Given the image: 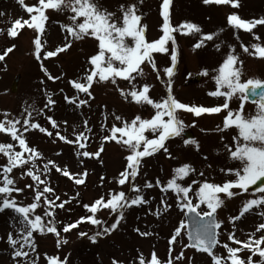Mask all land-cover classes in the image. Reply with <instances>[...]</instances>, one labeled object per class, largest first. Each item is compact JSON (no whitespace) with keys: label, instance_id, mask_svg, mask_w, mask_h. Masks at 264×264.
Segmentation results:
<instances>
[{"label":"rangeland","instance_id":"rangeland-1","mask_svg":"<svg viewBox=\"0 0 264 264\" xmlns=\"http://www.w3.org/2000/svg\"><path fill=\"white\" fill-rule=\"evenodd\" d=\"M97 2L103 9L114 14L113 19L118 24L122 21V7L127 8L135 4L137 14L142 18L141 24L146 26V40L153 42L161 38L162 0ZM37 3L38 0H25V4L29 6ZM170 12L173 26L190 23L199 26L201 32L187 35L181 32L173 33L175 45L168 43V53H153L158 71H154L145 62L141 65L143 76H137L131 83L120 78H117L115 84L111 80L93 83L90 88L92 95L89 96L76 90L72 82L87 83L86 77L94 67L90 64V59L97 55L99 42L90 36L75 39L67 33L62 26H72L73 22L69 17L73 13L47 10L48 20L45 32L40 37L42 51L38 60L34 45L38 33L35 30L27 26L17 29L18 35L14 38L8 32L16 20H29V14L17 0H0V13H3L0 15V55L8 48L13 49L0 61V121L20 120L17 128L23 133L28 146L40 153L38 159L14 168L9 173V177L15 182L14 187L23 190L19 193L14 191L9 199H14L18 207H28L36 202L35 191H42L45 185L41 184L37 189L36 182L26 174L33 171L41 175V179L47 181V186L54 190V193H45V196L50 200H55L58 196L56 204L64 203L63 208H48L42 198L40 206L34 213H30L32 218L35 215L41 216L46 226L54 225L59 236L47 232H33L35 251L24 247L23 250L29 252L27 258L14 259V253L21 245L17 244L14 248L8 239L11 235L13 239L22 240V216L12 209L0 211V264H28V261L32 260H35V264H49L48 257H58L60 261L66 260L67 264H113L114 261L117 264H139L141 255L147 264L152 253L156 254L161 264H167L170 248L173 264H213L207 253L187 247L186 228L176 236L174 244L169 243L177 230L181 229V225H186L187 210L181 209V197L171 190L164 192L161 189L167 186L169 180L175 178L174 170L184 165H190L194 171L187 178L177 180V183L184 187L191 186L189 198L193 204L199 202L197 192L203 183L223 185L236 180L235 175L229 174L228 170L242 168L241 162L233 159L229 151L235 150L236 143L233 138L238 133L235 127L224 130L227 111L196 116L194 113L178 110L177 117L184 125L182 134L165 141L167 152L161 149L154 155L145 157L139 174L134 180L130 178L123 186L118 181L120 174L126 170V157L132 153L124 144L114 140L108 141L105 137L110 135L113 125L123 127V122L130 123L136 117L143 120L154 118L157 111L155 108L147 104H137L130 96L126 98L122 95L121 90L128 93L133 90V85L137 91L142 90L144 85H149L148 95L158 103L171 95L188 106H221L225 103V98L213 97L209 93L217 90L216 77L229 55L237 57V64L243 73L242 82L248 79L264 80V59L249 54L254 53V45L264 47V24L257 25L251 32H247L228 23V17L232 14L238 15L244 21L264 19V0H239L237 8L230 5L205 4L204 0H172ZM205 35H212L214 38L203 41L202 46L196 48L195 45L200 43ZM68 43L71 47L67 51L45 58L47 52L56 51ZM126 43L131 44V39L128 38ZM245 47L249 52L244 51ZM173 54L177 56V62L174 75L169 79L165 69L172 67ZM114 64L118 66V62ZM17 75H21V79L17 91L13 92L12 85ZM49 75L55 79H49ZM197 76H201V80L190 84L189 81ZM66 97L75 102L69 103ZM49 98L54 101L53 104L48 103ZM82 100L87 103L80 104ZM240 103L241 101L234 97L229 107L236 111ZM29 111L32 113L30 118ZM255 112L256 104L246 102L245 115H254ZM117 116L121 120H116ZM49 118L57 123V128L52 127ZM25 119H29L30 124H38L53 135L50 137L38 129L24 131ZM189 131L193 134L191 139L185 137V133ZM57 132L73 143L60 140ZM81 133L87 137L86 141H77ZM145 135L154 139L158 134L146 132ZM79 143H86V147L81 149ZM0 144H12V151H23L18 141L12 140L7 134L0 133ZM101 147L103 151L100 152L99 158L82 155L84 151L96 153ZM28 155L25 153V159ZM49 161L61 169H66L72 178L56 171ZM7 164L8 158L0 153V170ZM45 165H48L47 169ZM84 173L87 175L84 176ZM75 179H84L85 182L77 185ZM2 180L3 176L0 175V181ZM147 184L153 186L149 188L146 187ZM28 185L33 187L29 188ZM133 185L140 191H133ZM119 192H124L129 200L138 195L143 196L147 203L123 209V219H120L119 212L113 213L110 209L101 208L95 213V218L102 221L101 224L95 225L85 221L69 232L63 231L66 225L77 223L81 218L92 215L86 205L91 206L101 198L108 201L112 195ZM262 196L264 193L250 190L231 199L223 193L220 194L224 205L216 212L217 221L221 224L218 229L219 244L214 251L217 256H228L223 247L225 244L234 249L240 247L229 239L232 234L236 240L242 242L264 237V230L257 231V227L264 224V205L254 207L241 219L234 222L232 220L240 215L246 202ZM46 211H54V217L45 215ZM198 211L203 213L209 209L202 204ZM117 220L119 225L115 230L104 232L105 228L111 229ZM49 221L52 223L49 224ZM81 233L86 235L82 236ZM144 233L148 235H142ZM65 240L67 243L63 242ZM260 247L264 248V244ZM181 253L183 258L175 259ZM237 255L245 264L250 256L253 264H262L261 257L258 254L253 255L247 249Z\"/></svg>","mask_w":264,"mask_h":264},{"label":"snow or ice","instance_id":"snow-or-ice-1","mask_svg":"<svg viewBox=\"0 0 264 264\" xmlns=\"http://www.w3.org/2000/svg\"><path fill=\"white\" fill-rule=\"evenodd\" d=\"M17 3L20 4V6L29 14L30 19L16 20L13 23V27L8 30L9 35L13 38L16 37L18 35L17 29H22L25 26L35 30L38 33L34 40L36 58L38 60L41 58L40 53L42 51V41L40 37L43 36L45 32V24L48 20V16L46 15L47 10H53L56 12L70 11L73 13V15L69 17L73 22L72 26H62L65 27L67 33L75 39H84L86 36H90L99 42V51L97 55L90 59V64L94 67L86 77L87 83L72 82V85L76 90L86 93L89 96L92 95L90 88L93 83L101 81L107 82L108 80H111V82L115 84L117 78L127 80L131 83L136 80L137 76H143L144 71L141 65L145 62H147L154 71H158L153 53L167 54L168 43L171 42L175 45V37L173 33L181 32L182 34L187 35L201 32L199 26L190 23L181 24L178 27L172 25L170 12L172 0H162V36L160 39L153 42H148L146 40L144 34L146 26L141 24L142 18L137 14V7L135 4L130 5L127 8L122 7V21L118 24L113 19L114 14L103 9L98 4L97 0H38V3L32 6L25 4V0H17ZM204 3L230 5L233 8L239 7V0H204ZM0 15H3V13H0ZM228 23L236 29L251 32L257 25L264 24V19L244 21L238 15L232 14L228 17ZM128 38L131 39V44L126 43ZM213 38L212 35H205L202 37L201 42L197 43L195 47L199 48L202 46L203 41H210ZM257 39H259V37H257ZM70 47L71 44L68 43L63 47L58 48L56 51L47 52L45 58L54 57L59 53L67 51ZM253 48L254 53L249 52L247 47L244 48V51L249 52L250 55L255 54L258 58L264 59V47L254 45ZM11 51H13V49L8 48L3 55H0V61H3L5 56ZM171 60L172 67L165 69L166 75L169 79L174 75L177 56L173 54ZM114 62H118V66L115 65ZM134 73L136 75H133ZM242 75L241 67L237 64V57L229 55L220 67L219 74L216 77L217 90L209 93V95L213 97H224L225 103L213 108L188 106L177 101L174 97H171V95H169V98L163 102H155L148 95L150 92L149 85H144L142 90L139 91L135 90V85H133V90L128 93H124V91L121 90L122 95H125L126 98L127 96H130L135 103L147 104L155 108L157 110L156 114L154 118L150 120H143L140 117H136L130 123L123 122V127H116L113 125L110 130V135L105 137L108 141L114 140L117 143L124 144L132 153L126 157L128 164L126 170L120 174L121 178L118 181V183L123 186L129 182L130 178L134 180L139 174L142 160L145 157L152 156L161 149L167 152L165 141L182 134L184 131V125L177 117L178 110L194 113L196 116H201L202 114H219L221 111H227V115L224 118V130H227L229 127H235L238 133V135L233 138L236 143V148L234 151L232 149H229V151L233 159L241 162L242 168L238 170H228L229 174L235 175L236 180L228 181L223 185H214L207 182L203 183L197 192L199 202L193 204L192 200L189 198V192L192 191L191 186L184 187L177 183V180L187 178L189 174L194 171L190 165H184L174 170L175 178L169 180L167 186L161 189L164 192L171 190L177 196L181 197V209H186L189 215L194 214L199 220L207 221L203 224H197L194 232H188V237L191 243L187 245V247H192L198 251L207 253L212 258L213 264H227V262H230V264H245V262L237 255L244 249L249 250L253 255L258 254L261 257L262 264H264V248L260 247V245L264 244V237H261L259 240L250 239L248 242H242L236 240L234 234H232L229 236V239L233 243L240 245V247L234 249L227 244L223 245L227 250V257H219L214 253V249L219 244L217 239V229L221 227V224L214 219V216L217 210L224 205V200L221 199L220 194L223 193L227 198L231 199L236 195L247 193L251 185H256L257 182H264V80L248 79L242 82ZM49 79L55 78L49 75ZM169 93H171L170 86ZM257 95H259V102L256 103L255 114L245 115V103L252 102L249 98ZM234 97L241 101L240 107L236 111L231 110L229 107V103ZM66 100H68L69 103L75 102L67 97ZM48 103L53 104L54 101L49 98ZM86 103V100L80 101V104ZM31 115L32 113L29 111L28 117L30 118ZM165 117H167V119H165ZM49 119L52 127L57 128V123L52 121L51 118ZM116 120H121V118L117 116ZM20 123V120L0 121V133L7 134L12 140L18 141L20 148L23 150L21 152H15L12 151V144H0V153L8 158V164L3 166L2 170H0V175L3 176V180L0 181V197H3L0 199V211H4L5 209L14 210L22 216L21 223L24 225V227L20 229L22 240L13 239L11 235H9L8 238L9 243L14 248L17 244L21 245L20 248L15 251L14 259L17 257L27 258L29 256V252L23 250L24 247L30 248L33 252L35 251L33 232L39 231L40 234H45L47 232L59 236L56 227L54 225L51 227L46 226L41 216L35 215L34 218L30 216V213H34L37 207L40 206L41 199L43 198L44 203L48 208L64 207V203L56 204V200H59L58 196L55 200H50L45 196V193H54V190L47 186V181L41 179V175L35 174L33 171H28L26 174L36 182L37 189H39V185H45L42 191H35L36 202L28 207H18L14 199H9L14 191L17 193L23 191L22 189L14 187L15 182L9 177V173H11L14 168L22 167L30 161L40 157V153L36 149L28 146L23 137V133L17 128V124ZM23 123L24 131L38 129L40 132L46 133L50 137L53 135L52 132L47 131L38 124H30L29 119H25ZM86 123L87 122H85V125ZM146 132L158 135H156V138L154 139H149L145 135ZM56 135L60 140H63L66 143H73L72 141L66 140L65 137L60 136L58 132ZM81 140H87V137L84 136L83 133L77 137V141ZM189 142L195 143L194 141ZM79 147L81 149L85 148L86 143H79ZM102 151L103 148L101 147L96 153L84 151L82 155L84 157L99 158V154ZM25 153L29 154L27 159H25ZM49 164H51L56 171L62 172L64 176L72 178L71 173L66 169L59 168L51 161H49ZM32 166L35 168V164ZM47 167L48 165H45L46 169ZM86 175L87 174L84 173V176ZM84 182V179H75L77 185H81ZM152 186V184L146 185V187L149 188ZM27 187L32 188L33 186L28 185ZM232 189H238L240 191L233 192ZM132 190L136 192L140 191V189L134 185ZM260 192L264 193V188H261ZM144 203H147V201L143 196L138 195L129 200L124 192L112 195L111 199L108 201L101 198L93 205L85 206L87 210L92 213L91 216L81 218L77 223L66 225L63 231L69 232L78 227L79 223L85 221L95 225L101 224L102 221L95 218V213L101 208L110 209L113 213L119 212L120 219H123V209L132 206H139ZM202 204L206 205L209 211L203 213L198 211ZM261 205H264V196L246 202L241 209L240 215L232 218L233 222L243 218V216L246 213H249L254 207H260ZM45 215L54 217V211H46ZM51 223L52 221H49V224ZM118 225L119 220H117L116 224H114L111 229L105 228L104 232L107 233L111 230H115ZM186 227L188 226L182 224L181 229L177 230L175 236H173L169 243L174 244L176 242V236H179L181 230ZM260 230H264V224L257 227V231ZM81 235H86V233H81ZM142 235H148V233ZM92 239L93 242H95V238L93 237ZM63 242L67 243L66 240ZM169 251L170 255L167 264H173L171 248ZM182 258L183 253L175 259L179 260ZM47 259L49 260V264H67L66 260L60 261L58 257H48ZM28 264H35V260L28 261ZM113 264H117V262L114 261ZM139 264H146L142 255L139 259ZM147 264H161V262L156 254L152 253L151 259ZM247 264H253L251 256L248 258Z\"/></svg>","mask_w":264,"mask_h":264},{"label":"water","instance_id":"water-1","mask_svg":"<svg viewBox=\"0 0 264 264\" xmlns=\"http://www.w3.org/2000/svg\"><path fill=\"white\" fill-rule=\"evenodd\" d=\"M20 79H21V75H17V77L15 78V80L13 82V85H12V91L13 92L17 91ZM199 80H201V76H197V77L191 79L189 81V83L193 84V83H195L196 81H199ZM249 99H250V101H252V102H249V103L256 104V103L259 102V95L255 96V97H250ZM185 137H187L188 139H191V138H193V134L189 131V132L185 133ZM261 188H264V182H257L256 185H251L249 187V190L250 191H259ZM185 218H186V225L188 226V227H186V231H187V240H188V245H189L191 243V241H190V239L188 237V232L189 231L194 232L197 224H203V223H206L207 221L199 220V218L195 217L194 214L189 215L187 213V211H186V214H185ZM214 219L217 221V215L216 214L214 216ZM217 233H218V229H217ZM217 239H218V237H217ZM190 248H192V247H190ZM193 249H195V248H193ZM215 249H214V251H215Z\"/></svg>","mask_w":264,"mask_h":264}]
</instances>
